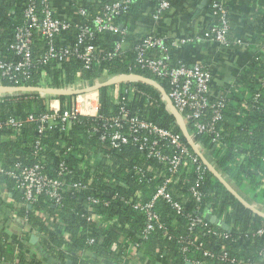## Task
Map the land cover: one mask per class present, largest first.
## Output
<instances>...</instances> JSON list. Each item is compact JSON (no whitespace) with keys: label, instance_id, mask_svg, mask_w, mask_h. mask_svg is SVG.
Listing matches in <instances>:
<instances>
[{"label":"built area","instance_id":"obj_1","mask_svg":"<svg viewBox=\"0 0 264 264\" xmlns=\"http://www.w3.org/2000/svg\"><path fill=\"white\" fill-rule=\"evenodd\" d=\"M137 0H110L102 3L96 12L89 13L85 6H77L78 19L71 21L56 16L49 0H26L22 12V23L14 27L13 39L9 43L1 44L12 55L7 58L0 54V100L5 97L42 100L44 109L39 113L28 112L24 115L9 114L0 117V132L9 131L17 135L27 124H34L39 136L34 140L32 155L37 156L44 150L41 137L47 131L57 129L64 135L75 124H83L87 138L91 141L92 148L89 151L82 145L73 147L59 142V148L54 150L55 155L60 156L58 163L47 167L44 159L24 163L14 161L7 169L0 165V173L7 175L14 181V188L21 191L24 204H30L40 195L47 197L53 207L57 209L62 204L63 194L67 192H80L90 188L92 183V169L109 157L105 149H119L125 145L137 147L145 157L153 159L163 165L162 171L149 173V167L134 164L130 171L139 183L150 182L159 178L152 193L144 198V194L133 191L127 196L114 192L109 199L90 196L86 205V220L96 224L111 225L118 220L117 216L107 218L98 213L97 206H109L112 201H120L124 206L130 207L140 214L142 227L138 238L146 240L155 232H161L164 238H171L167 220H164L158 210L161 201L167 203L172 210L187 219L184 235L175 236L180 244L182 252L191 250L195 255L184 256L186 264H212L203 262L201 257L209 260L216 259L214 264H264V252L258 261H251L231 255L224 246L218 252H213L204 246L201 234L194 230L198 229L203 234L212 235L219 239H226L231 231V225L225 221V212L217 218L225 224L213 225L205 219L206 213L212 214V205L202 200L203 193L199 184L204 180L208 170L220 181L222 176L227 177L217 169L213 160H209L208 151L205 147L200 148L195 141V134L207 136L209 142L216 147L225 148L222 143L224 131V112L227 106V92L238 89L239 83L236 76L247 70L250 58L237 73L233 81L223 92L216 93L212 87V66L199 60H185L174 58L173 49L182 45H192L199 41L210 42L223 52L236 47H246L248 41L245 38H231L230 12L225 0H211L209 2L212 20L201 32L184 35L167 42L166 38L158 35L154 30L141 34L130 46L129 35L133 34L127 27L120 28L119 19L127 14L131 5ZM152 9L149 19L153 24L160 21L172 7L171 0H151ZM10 12H13L11 10ZM70 29L75 30L73 43L63 34ZM103 33L112 38L111 49L101 50L97 39ZM39 35L44 40V48L39 52L33 51V45ZM264 35V33H263ZM264 44L259 43L256 52H262ZM133 53V61L129 69L145 70L151 76L130 71L128 73H111L103 69L99 75L91 78L81 77V69L74 74L72 82L64 81L65 72L58 75V85L52 82L50 69L62 68V63L70 59L81 61L82 67L91 69L98 66L102 61H110L115 57H123L125 52ZM14 56L16 58L14 59ZM49 69V70H48ZM38 71L34 83L33 73ZM138 77V78H134ZM145 78L155 82L162 90L156 89L161 97L165 109L174 117V121L180 132L171 128L162 127L146 117L139 116L137 111L130 108L129 102L135 93L145 95V101L153 102L150 95L140 91L135 82H143L139 78ZM256 78L261 87H264V70L257 72ZM31 80V81H30ZM7 82V83H5ZM30 82V83H29ZM167 84L168 90L163 89ZM107 86V95L110 97L112 108L107 112L100 109L99 89ZM170 100L178 118L173 114L165 96ZM259 91L253 94H243L241 107L247 108L248 96L254 100L261 97ZM244 114V113H242ZM191 124L193 133L188 130ZM186 133V134H185ZM184 136L186 142L182 140ZM60 148L64 152L60 153ZM62 150V151H63ZM73 157L74 164H68L65 160ZM244 154L238 156V161L243 162ZM264 159V156L262 157ZM189 166L195 173L193 184L189 192L194 202L192 213H184L185 196L183 193L173 195V185L181 176L182 168ZM89 170V175L86 172ZM81 173V175H77ZM228 178V177H227ZM232 183V180H230ZM233 184V183H232ZM262 187V186H261ZM261 209V208H260ZM256 212L264 216V211L256 208ZM57 217V215H56ZM127 227V224H125ZM262 229L256 230L252 235H260ZM36 237L39 235L36 233ZM246 236L248 233L245 234ZM63 239L70 241L65 234ZM86 242L91 245L92 237ZM141 242L131 240L125 248L127 256L120 260L123 264H130L131 259L140 256ZM116 243H112V250L116 249ZM82 256L91 257L93 254L81 253ZM193 256V257H192ZM93 257V256H92ZM132 261V260H131Z\"/></svg>","mask_w":264,"mask_h":264},{"label":"trees","instance_id":"obj_2","mask_svg":"<svg viewBox=\"0 0 264 264\" xmlns=\"http://www.w3.org/2000/svg\"><path fill=\"white\" fill-rule=\"evenodd\" d=\"M146 0H137L134 2L127 14L122 15L124 21L129 20L131 23L135 21L140 23L141 15L140 7ZM179 0H171L172 6L178 4ZM259 7L254 14L246 18L247 27L252 30L255 42L264 44V0H254ZM75 5L81 1L73 0ZM198 3V2H197ZM26 5V0H0V54L12 58L8 51L1 44L9 43L13 39L14 27L22 23V12ZM85 6V5H82ZM89 13L96 12V8L86 5ZM139 7V8H138ZM209 20H212L210 8ZM13 10V12H10ZM251 18V19H250ZM136 22V23H137ZM146 26L151 25V20L142 21ZM233 29V27L231 28ZM232 32V31H231ZM68 41L73 43L75 30L70 29L63 33ZM140 35L135 37L129 36L133 42ZM37 40L33 45V51L39 52L44 48V40L36 35ZM97 43L101 50L111 49L113 46L112 38L109 34L103 33L98 36ZM174 58H179L176 52L172 53ZM16 56H14V59ZM133 61V53L125 52L123 57H115L110 61H102L98 66L93 65L91 69L82 67L81 61L70 59L62 63V68L48 69L54 72L56 76L65 72L64 81L72 82L74 74L78 70H82V78H91L96 74L99 75L102 70L108 69L111 73H128L134 71L145 76H151L145 70L129 69L130 62ZM249 68L240 72L236 76V82L239 83L238 89L227 92V106L224 112V131L222 135V143L226 144L225 148L216 147L209 142L207 136L195 134V141L200 148L208 151L209 160H213L217 169L226 174L229 180H232L234 187L242 193L245 188L251 189L260 198L264 195V87H261L256 75L257 72L264 70V48L262 52H254L250 57ZM38 71L32 76L34 83L37 78ZM53 77L54 85H58L59 81ZM31 81V80H30ZM7 83V82H5ZM30 83V82H29ZM137 88L145 94L151 96L153 102L145 101V95L135 93L131 100L128 101L130 108L137 111L139 116L146 117L152 122L180 132L174 121V117L169 113L161 100L159 92L152 86L144 82H135ZM163 89L168 90L167 84H163ZM107 86L99 89L100 110L107 112L112 108L110 97L107 95ZM259 91L262 95L259 99L254 100L248 96L247 108L241 107L243 94H253ZM224 93V89L221 91ZM44 105L41 99H22L5 97L0 100V117L9 114L24 115L28 112L39 113L43 111ZM244 113V114H242ZM86 127L83 124H75L67 134H60L57 129L47 131L41 137L43 149L37 156L32 155L34 140L39 136L34 124H27L17 135H12L9 131H2L0 134H7V141L0 139V165L7 169L14 161L20 160L24 163H33L44 159L47 167L55 166L59 158L55 155L54 150L59 148L58 143L61 142L66 146L82 145L80 150L89 151L91 141L88 140L85 132ZM188 130L193 133L191 124H188ZM182 140L186 142L184 136ZM60 148V153L64 152ZM109 157L99 162L92 169V183L90 188L80 192H67L63 194L62 204L57 209L53 207L50 200L44 195H40L30 204H23V216L26 217L28 224L35 229L38 236V246L44 255L52 256L59 263L65 264L67 260H71V264H106L111 261L112 264L118 263L127 256L125 252L126 245L132 240L140 241L142 250L140 256L137 257L142 264H186L184 256L194 255L189 249L182 252L179 249V243L175 236L187 233V219L184 215H179L164 201L158 204V210L164 220H167L171 238H164L161 232H155L148 239L140 240L138 238L142 227V218L140 214L133 211L130 207L124 206L120 201H112L109 206L98 205V213L104 214L107 218L117 216L116 223L111 225L96 224L86 220L85 216L87 200L90 196L98 198H108L114 192L119 195L127 196L133 191H139L144 194V198L149 196L154 187L159 182V178H155L147 184L139 183L137 178L130 171L134 164L149 167V173L162 171L163 165L153 159L145 157L137 147L125 145L119 149H105ZM244 154L243 162L238 161V156ZM68 164H74L76 159L70 157L65 159ZM52 174V172H51ZM81 175V173H77ZM89 175V170L85 174ZM195 173L192 168L185 166L182 168L181 176L177 178L173 185V195L177 196L183 193L185 196L184 213H192L194 202L192 201L189 187L193 184ZM14 188V181L5 174L0 173V184ZM262 185V187H261ZM199 189L203 193L202 200L212 205V214L219 216L225 212V221L231 225V231L226 239H219L212 235L203 234L198 229L194 231L201 234L204 246L213 252H218L221 246L236 257L247 258L251 261H258L264 252V216L256 213L252 208L248 207L244 202L228 190L224 184L214 176L210 171L205 172L204 180L199 184ZM19 193V190H16ZM23 202L22 193L18 194ZM57 215V217H56ZM127 224V227L125 226ZM262 229L260 235H252L256 230ZM248 233L246 236L245 234ZM67 234L70 241L66 242L63 236ZM92 237L94 242L89 245L86 240ZM112 243H116V249L112 250ZM27 247H14L9 241L8 236L0 231V264H44L43 259L40 260L28 251ZM81 253H91V257L82 256ZM193 257V256H192ZM195 257V255H194ZM203 262L216 263L218 260H209L201 257ZM143 259V260H142ZM127 260L131 262L130 256ZM105 262V263H104ZM221 264H228L223 263Z\"/></svg>","mask_w":264,"mask_h":264},{"label":"crops","instance_id":"obj_3","mask_svg":"<svg viewBox=\"0 0 264 264\" xmlns=\"http://www.w3.org/2000/svg\"><path fill=\"white\" fill-rule=\"evenodd\" d=\"M71 1L73 0H49V3L56 16L74 21L79 18L77 6L89 5L96 8L97 11L102 3L110 0H79L81 2L77 4V6ZM210 1L211 0H179L178 4L172 6L170 12L160 21L146 26L142 21L149 19L153 5L151 0H146L139 9V14H142L141 19H139L140 23L137 21L131 23L129 20L124 21L120 18L119 26L120 28L127 27L129 31L133 33L129 35L130 37H135L136 35L154 30L158 35L165 37L167 42H171L180 36L199 33L208 26L210 20L209 11H207L206 8L207 5L209 6ZM225 1L230 12L231 28L233 27L229 36L231 38H245L246 41H248L246 47L243 46L239 49L233 47L223 52L216 48L214 43L199 41L192 45H182L173 49L179 58L190 61L199 60L202 63L212 66V87L216 93L221 92L233 81L237 73L240 72L242 65L249 60L259 46V43L255 42L253 39L252 30L247 27V20L245 18L247 15L254 14L259 5H257L254 0ZM243 15H245L244 19L242 18ZM128 40L129 44L127 48L132 43L129 38ZM50 75L51 77H54V75L57 77L54 72H51ZM84 80H86V78H84ZM7 138V134H0V139L2 141H7ZM222 178L223 180H221V182L236 198L244 202L255 212L256 208L264 211V195H260V198H255L256 195L249 188H245V191L240 193L227 177L223 175ZM19 193H17L16 189L13 187L5 186L3 183L0 184V231H3L8 236L9 241L14 247H27L30 254L42 260L44 255L37 244L38 237H36L35 229L28 224L26 217L23 216L22 206L24 203L20 200ZM131 260L130 264H142L137 258ZM43 263L46 264L45 261ZM123 263V261H119L116 264ZM106 264H112V262L107 261Z\"/></svg>","mask_w":264,"mask_h":264},{"label":"water","instance_id":"obj_4","mask_svg":"<svg viewBox=\"0 0 264 264\" xmlns=\"http://www.w3.org/2000/svg\"><path fill=\"white\" fill-rule=\"evenodd\" d=\"M134 78H138V77H134ZM139 79L142 80L143 82H146V83L152 85L153 87L157 88V89L161 92L162 89H161V88H160L155 82H153V81H151V80H147V79H145V78H141V77H140ZM0 90H1V89H0ZM162 94H163V96H165L164 93H162ZM165 98H166V101H167L169 107L171 108L173 114L178 118V115H177V113L175 112V110H174V108H173V106H172L170 100H169L166 96H165ZM185 134H186V133H185ZM221 180H222V179H221ZM204 217H205L206 220H208V221H209L211 224H213V225H218V224H220L223 228L226 227L225 224H223L222 222H220L219 219H218L215 215H213V214L206 213V214L204 215ZM45 262H46V264H60V263H59L55 258H53L52 256H46V257H45ZM65 264H71V260H67V261L65 262Z\"/></svg>","mask_w":264,"mask_h":264}]
</instances>
